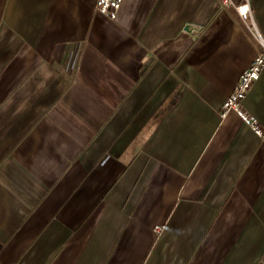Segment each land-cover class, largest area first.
I'll list each match as a JSON object with an SVG mask.
<instances>
[{
  "label": "crops",
  "instance_id": "crops-1",
  "mask_svg": "<svg viewBox=\"0 0 264 264\" xmlns=\"http://www.w3.org/2000/svg\"><path fill=\"white\" fill-rule=\"evenodd\" d=\"M248 1L0 0V264H264Z\"/></svg>",
  "mask_w": 264,
  "mask_h": 264
},
{
  "label": "built area",
  "instance_id": "built-area-1",
  "mask_svg": "<svg viewBox=\"0 0 264 264\" xmlns=\"http://www.w3.org/2000/svg\"><path fill=\"white\" fill-rule=\"evenodd\" d=\"M122 2L123 0H96L94 8L97 12L105 14L110 19L114 20ZM221 4L223 6L232 5L239 18L245 22L252 31L256 30L248 0H243L239 3H233L231 0H221ZM263 67L264 38L261 37L259 51L253 57L249 66L240 73L232 92L223 100L220 106V113L222 116L228 111L235 112L257 136L262 138H264V130L259 126L256 118L243 107L242 100L252 83L259 77ZM155 229L158 230V227Z\"/></svg>",
  "mask_w": 264,
  "mask_h": 264
}]
</instances>
